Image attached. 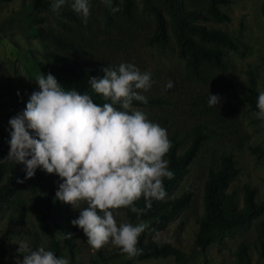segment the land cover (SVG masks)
<instances>
[{"label":"rangeland","instance_id":"obj_1","mask_svg":"<svg viewBox=\"0 0 264 264\" xmlns=\"http://www.w3.org/2000/svg\"><path fill=\"white\" fill-rule=\"evenodd\" d=\"M32 1L0 0V160H5L0 162L3 167L1 181L15 179L24 172V165L6 160L12 131L8 121L21 113L33 91H38L35 78L39 72L45 75L39 66L44 52L75 58L83 67L96 72H102L107 66L118 68L121 63H131L141 72L151 73L152 87L141 94L157 101L151 106L133 108L143 111L150 121L165 128L168 139L177 142L178 153L186 149L196 130L201 128L206 138L174 192L179 195L190 190L189 204L163 229L146 235V239L175 247L181 252V258H148L130 264H261L257 247L259 224L264 223V119L258 118V112H251L245 105H236L232 95H246L250 78L254 80L256 92L264 91V18L259 12L262 0H229L227 5L218 7L229 18L222 23L206 15V0H182L186 8L198 10L207 17L206 21L197 23L228 34L236 46L234 51L223 50V68L202 66L198 76L192 75L185 60L177 56L166 15L167 43L163 47L147 43L153 31V19L143 10L140 0H131L129 17L119 11L110 13L108 20L106 10L109 6L103 0H90V15L85 26L54 13L32 10L28 7ZM71 2L67 0L62 7L72 10ZM114 7L120 8L119 0H115ZM31 16H38L42 21L32 23L28 19ZM30 27L49 28L55 35L71 40L74 49L59 51L35 37ZM209 95L220 98L216 106H209ZM228 154L232 156L237 174L227 191L239 205L243 189H253L254 201L263 205V211L245 230L200 249L193 240L204 214L203 184L207 172L215 170L220 157ZM30 180L25 189L0 206V264H16L18 260L22 264L26 254L18 251L22 241L32 249L43 246L46 250L51 249L52 242H57L61 257L69 259L61 230L56 228L51 217L32 206L48 188L55 189L62 181L39 168ZM86 206L84 203L79 208L69 206L70 223ZM18 207L23 209L25 232L4 237L8 217L13 216ZM114 216L120 223L124 212L115 210ZM71 228L75 243L73 264L126 262L127 255L110 259L116 246L109 243L98 252L87 244L82 229L72 223ZM239 245L244 247L245 260L241 262L236 257Z\"/></svg>","mask_w":264,"mask_h":264},{"label":"clouds","instance_id":"obj_2","mask_svg":"<svg viewBox=\"0 0 264 264\" xmlns=\"http://www.w3.org/2000/svg\"><path fill=\"white\" fill-rule=\"evenodd\" d=\"M66 2L54 0L51 10L58 14ZM103 2L113 14L121 11L111 6V0ZM71 9L87 23L90 0H72ZM101 71L102 77H92L88 84L104 101H110L102 106L89 94L65 90L51 73L39 72L35 78L38 91L8 121L12 131L6 160L24 165L25 180L33 178L38 168L59 177L62 183L55 199L73 208L87 205L71 221L82 229L87 244L98 250L111 243L132 258L141 251L137 243L146 225L118 223L114 211L128 208L139 216L153 199H165L164 179L173 178L165 159L171 141L165 128L133 108V101L147 103L141 91L152 87L151 73L131 63ZM219 99L209 95V106H216ZM257 108L258 118L264 119V91L258 94ZM141 198L145 209L135 206ZM63 238L71 239L72 234L64 233ZM18 251L26 253L22 264H69L68 258L57 257L43 246L32 249L26 241Z\"/></svg>","mask_w":264,"mask_h":264},{"label":"trees","instance_id":"obj_3","mask_svg":"<svg viewBox=\"0 0 264 264\" xmlns=\"http://www.w3.org/2000/svg\"><path fill=\"white\" fill-rule=\"evenodd\" d=\"M121 14L129 17L131 11V0H119ZM143 10L147 11L153 19V31L151 36L147 38L149 45H158L163 47L167 43V21L172 31L177 56L185 60L190 73L194 76L199 75L200 67L207 66L212 68H223V50L234 51L236 46L231 37L216 29H208L197 21H206L207 17L202 12L194 9H188L182 0H140ZM205 13L213 21L217 23L227 22L228 16L219 10V6L229 3V0H206ZM54 0H34L28 7L32 10L54 13L51 5ZM115 0H111V6L114 7ZM108 10V11H107ZM106 10V19L110 17L111 7ZM259 12L264 18V0L259 6ZM59 17L85 26L82 17L78 16L73 10L61 7L58 14ZM28 19L32 23H40L42 18L31 16ZM62 26H64L62 24ZM65 27V26H64ZM30 31L35 37L48 42L49 45L59 51L72 50L74 45L71 40L55 35L49 28L41 29L30 27ZM45 76L51 73L58 83L65 90L75 89L82 94H89L93 101L101 106L105 102L102 97L93 92L88 81L92 77H102V72H96L83 67L75 58L67 57L62 54L53 52H44L42 54V62L39 63ZM249 92L243 96L232 95L236 105H245L248 110L253 113L258 112L257 99L259 92L254 90V80L250 78ZM157 101L147 99V103L133 101L134 107H146L156 104ZM119 109V105H115ZM202 129H198L193 134L186 149L178 153V144L171 139V148L166 154L165 159L169 162V170L173 172L172 179H164V188L167 196L163 200L151 201V207L145 209V200L141 198L136 202L135 206L145 209L142 215L132 213L128 208H121L124 212L122 222H148L145 230L138 238L137 248L140 253L135 257L128 258L124 264H130L131 261H141L148 258H163L171 256L179 260L182 256L181 252L168 243H157L146 239L147 234L155 233L165 227V225L175 218L177 214L190 202L191 192L186 189L179 195H174L178 184L182 181L187 173L188 165L195 157L201 142L205 139ZM237 170L234 167L231 155H223L220 157L218 166L215 170H209L203 184V203L204 214L198 222V230L194 235L193 243L197 248L204 249L206 246L218 242L219 240L234 235L237 232L245 230L251 222L261 215L263 205L254 201L255 191L253 189L244 188L241 201L236 205L234 198L227 191L229 183L234 179ZM25 172H20L15 179L3 178V167L0 163V206L5 204L12 196L25 189L31 182L30 179H24ZM23 180V183H17V180ZM58 183L53 188L40 196L34 203L33 209L39 210L45 216L51 217L57 229L64 233H71L72 228L67 216L69 206L55 199V193L58 190ZM260 239L257 247V257L261 264H264V223L259 224ZM23 227V209L18 207L13 216H9L6 227L3 232L4 237L13 236L24 233ZM87 238V237H86ZM63 243L67 248L71 264L74 260L75 243L71 239H64ZM236 253L239 262L244 261V247L239 245ZM51 251L57 257H61L60 247L57 242H52ZM97 250V249H96ZM101 248L97 251L100 252ZM126 254L117 247L110 259L124 256ZM101 257V256H100Z\"/></svg>","mask_w":264,"mask_h":264}]
</instances>
